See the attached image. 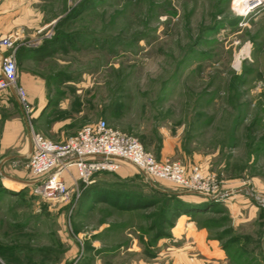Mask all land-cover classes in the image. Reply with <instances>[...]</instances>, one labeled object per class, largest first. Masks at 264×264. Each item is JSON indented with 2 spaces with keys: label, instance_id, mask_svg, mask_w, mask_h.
I'll use <instances>...</instances> for the list:
<instances>
[{
  "label": "rangeland",
  "instance_id": "1",
  "mask_svg": "<svg viewBox=\"0 0 264 264\" xmlns=\"http://www.w3.org/2000/svg\"><path fill=\"white\" fill-rule=\"evenodd\" d=\"M239 2L0 0L35 133L60 143L104 120L208 189L122 163L88 185L71 167L46 200L3 93L0 264H264V5Z\"/></svg>",
  "mask_w": 264,
  "mask_h": 264
},
{
  "label": "built area",
  "instance_id": "2",
  "mask_svg": "<svg viewBox=\"0 0 264 264\" xmlns=\"http://www.w3.org/2000/svg\"><path fill=\"white\" fill-rule=\"evenodd\" d=\"M263 5L264 0H240L237 7L242 6L243 14H247ZM17 41L18 38L12 35L0 37V95L7 91L14 92L23 110L30 142V155L25 167L36 178V192L42 198L54 201L68 193L67 177L71 167L75 171L74 182L88 185L95 175L115 172L122 163L133 165L149 180L170 181L199 194L208 191L202 184L197 168L187 177L180 164L157 161L136 138L113 130L104 120L84 126L60 143L51 142L35 133L25 92L18 86L15 59Z\"/></svg>",
  "mask_w": 264,
  "mask_h": 264
},
{
  "label": "crops",
  "instance_id": "3",
  "mask_svg": "<svg viewBox=\"0 0 264 264\" xmlns=\"http://www.w3.org/2000/svg\"><path fill=\"white\" fill-rule=\"evenodd\" d=\"M6 94H8V97L14 102V104L16 105V106H18V103H17V99H16V96H15V94H14V92H12V91H7V92H5ZM19 110H20V112H21V109H20V106H19ZM21 115H22V112H21ZM23 120V119H22ZM21 120V121H22ZM23 122V121H22ZM23 123H25V122H23ZM76 133V132H75ZM74 133V134H75ZM74 134H72V135H74ZM71 135V136H72ZM30 148V147H29Z\"/></svg>",
  "mask_w": 264,
  "mask_h": 264
}]
</instances>
